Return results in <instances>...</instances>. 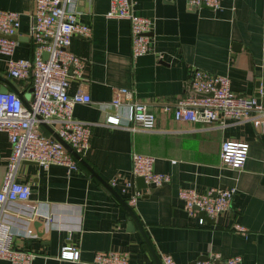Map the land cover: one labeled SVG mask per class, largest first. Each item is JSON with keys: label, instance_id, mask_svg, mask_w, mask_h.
I'll use <instances>...</instances> for the list:
<instances>
[{"label": "crops", "instance_id": "crops-1", "mask_svg": "<svg viewBox=\"0 0 264 264\" xmlns=\"http://www.w3.org/2000/svg\"><path fill=\"white\" fill-rule=\"evenodd\" d=\"M130 1L133 14L152 21V53L131 57L128 21L105 18L108 0L78 3L76 21L90 30L86 37L74 34L69 45L86 65L83 79L69 77L66 92L89 95V102L73 105L72 115L90 125L82 159L100 180L80 163L67 171L61 165L21 161L14 179L29 187V196L6 206L14 246L37 253L30 264H89L96 251L124 252L128 264H156L161 253L177 264L233 255L245 264H264V124L177 122L169 114H157L153 130H131L124 119L116 127L105 125L99 107L118 87L132 89L153 109L155 103H171L188 93L192 69L227 76L233 92L254 97L264 107V0H221L216 9L201 6L195 11L186 8L185 0ZM0 8L20 13L13 57L29 58L31 0H0ZM0 76L19 92L28 89L27 80L5 74L2 55ZM223 140L248 144L240 169L220 164ZM133 152L153 156V170L169 175L168 182L142 189L131 207L149 247L109 191L123 199L121 179L135 188L129 172ZM8 155L7 137L0 132V186ZM115 175L119 181L109 186ZM228 186L235 187L230 211L214 220L204 217L203 225L186 215L176 195L180 187ZM38 216L52 221L35 228ZM233 224L244 227L245 234L231 232ZM64 245L78 250V260L57 258Z\"/></svg>", "mask_w": 264, "mask_h": 264}, {"label": "built area", "instance_id": "built-area-1", "mask_svg": "<svg viewBox=\"0 0 264 264\" xmlns=\"http://www.w3.org/2000/svg\"><path fill=\"white\" fill-rule=\"evenodd\" d=\"M91 0H31L29 10L28 38L31 44L29 58L13 57L16 40L9 38L17 33L20 13L0 8V55L4 57L5 74L11 79L28 81L30 98L22 103L12 90L0 92V132L5 133L9 143V155L0 186V260L8 264H30L37 255L31 250L15 247L6 206L23 202L29 196V187L15 181L14 173L21 161H30L42 167L49 164L61 165L69 170L79 167V162L70 152L56 141L41 125L44 123L64 143L81 158L89 147L90 125L72 115L76 103L90 101L86 91L78 90L69 95L66 92L70 76L83 79L86 60L69 50L74 34L84 37L89 27L76 21V7L80 2ZM172 1V0H170ZM221 0H185L191 11L207 6L219 7ZM130 0H108L105 18H122L128 21L130 34V55L132 58L152 53L149 32L152 21L132 13ZM46 57L43 58L42 54ZM187 84L193 91L202 93L183 94L171 103L151 104L137 98L130 88L118 87L107 103H101L104 112L103 123L116 127L124 119L129 129L151 131L155 128L157 114H169L177 122L201 124L233 120L236 123L249 122L253 126L264 124V107L254 97L233 92L225 75L207 73L192 69ZM210 95H205V94ZM45 133V135H43ZM245 141L223 140L219 147L220 164L229 169H240L247 156ZM154 157L133 152L130 156L129 172L133 178L141 177L145 186H160L169 181V175L153 170ZM174 162V161H172ZM120 177L115 175L109 186ZM119 193L127 206L133 207L142 189L132 188V182L121 179ZM132 188V189H131ZM235 187H208L196 190L189 187L177 189V198L182 201V209L187 216L196 218L199 225L204 217L214 220L230 211ZM202 212L203 216L199 215ZM39 221H52L49 217L38 216ZM229 230L235 234H245L239 224ZM30 233V230H27ZM58 259L76 261V248L64 245ZM160 264H177L171 255L161 253ZM89 264H128L127 254L120 251H96ZM152 264V263H151ZM183 264H245L239 255L228 257L210 256L204 260H194Z\"/></svg>", "mask_w": 264, "mask_h": 264}, {"label": "water", "instance_id": "water-1", "mask_svg": "<svg viewBox=\"0 0 264 264\" xmlns=\"http://www.w3.org/2000/svg\"><path fill=\"white\" fill-rule=\"evenodd\" d=\"M9 38L11 39H16V35H11L9 36ZM43 58L46 57V54L43 53L42 54ZM0 81L2 83V85H0V92H4L8 89L12 90L13 92H15L17 94V96L20 98V100L22 101L23 104H25V100L29 99L30 98V91L31 89L28 88L25 92H19L17 91V89L13 86V84L6 80L5 78L1 77L0 76ZM8 88V89H7ZM187 92L190 93V94H197V95H203L202 93H199V92H196V91H193L192 89L187 88ZM205 95H210L209 93L208 94H205ZM41 125L51 134V136L56 140L58 141L66 151L70 152L71 155L78 160V162L91 174L93 175L95 178H97L98 180H100L97 175L93 172V170L83 161V159L77 155L66 143H64L54 132L51 131V129H49L44 123H41ZM43 135H45V133H43ZM27 162H30V161H27ZM135 188L136 189H146L147 187L145 186V184L143 183V180L141 177H135ZM109 191L114 195V197L119 201V203L122 205V207L125 209V211L127 212V214L129 215L130 217V223H132L134 225V227L139 231V233L141 234L143 240L145 241V243L147 244V246L149 247V243L147 241V238L145 237L140 225L138 224L137 222V219L132 211V209L126 205L124 199H122L118 194H116L112 189H109ZM199 215L201 216L202 215V212L200 211L199 212ZM32 225L35 227V228H38L39 226H42V222L39 221L38 219L37 220H34ZM43 231V229H42ZM150 249V248H149ZM205 257H199L197 260H204ZM156 264H160V262H158L156 260Z\"/></svg>", "mask_w": 264, "mask_h": 264}]
</instances>
